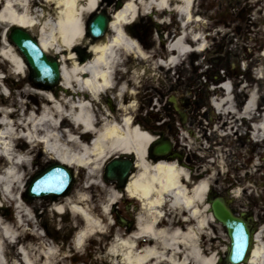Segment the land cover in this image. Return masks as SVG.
I'll return each mask as SVG.
<instances>
[{"label":"rangeland","instance_id":"374dc122","mask_svg":"<svg viewBox=\"0 0 264 264\" xmlns=\"http://www.w3.org/2000/svg\"><path fill=\"white\" fill-rule=\"evenodd\" d=\"M99 2L98 11L106 12L109 7L120 10L125 0ZM137 11V21L127 23L123 29L137 41L146 55L143 57H149L146 66L157 77L144 80L140 90L144 98L135 101L138 111L134 116L142 119L155 138L171 140L176 158L168 161H176L192 182H206L209 196L224 198L236 215L246 217L257 247L263 250L254 264H264V0H196L183 40L191 51L178 56L179 62L172 68L166 62L176 57L169 51L178 36L175 17L164 14L163 22L162 11L151 9L150 16L140 4ZM9 27L0 20V117L5 116L7 127L21 135L26 132L28 112H42L44 91L55 92L57 88L33 81L23 56L9 40ZM79 51L89 57L85 49ZM62 55L64 52L55 58ZM120 55L124 57L122 51ZM8 56L20 58L18 68ZM206 98L208 107L198 108L205 105ZM227 110L230 114L225 113ZM13 142L12 157L16 153L28 160L24 171L19 168L23 174L21 186L27 189L36 174L57 162L41 160V144L32 149L22 141ZM116 155H106L89 168L70 166L72 186L59 198L31 199L26 191L15 193L22 212L18 213L12 203L4 212L11 217L18 235L14 245L0 240L6 264L14 259L21 263V254L16 252L19 247L33 264H118L110 260L111 250L129 241L130 235L121 227L123 223L115 222L116 212L126 220L127 213H133L131 206L138 209L135 217L140 209L128 196H122L114 183L103 180L104 166ZM6 164L1 158L0 167ZM180 182L186 186L183 180ZM59 205H63L61 212L56 210ZM199 210L197 221L204 220L206 228L189 219L184 209L165 203L160 209L163 227L167 233L194 228L199 233L200 252H217L218 263L226 264L225 229L210 220L207 210ZM28 211L30 214L25 216Z\"/></svg>","mask_w":264,"mask_h":264},{"label":"bare ground","instance_id":"6f19581e","mask_svg":"<svg viewBox=\"0 0 264 264\" xmlns=\"http://www.w3.org/2000/svg\"><path fill=\"white\" fill-rule=\"evenodd\" d=\"M138 4L147 13L151 9L162 11L163 22L166 20L164 14L175 17L178 36L172 40L169 51L176 57L166 62L172 68L179 62L178 56L191 51L183 40L185 29L193 18L194 0H125L120 10L107 9L111 22L106 34L95 41L84 35V27L100 9L99 0H0L3 23L35 37L47 56L55 57L64 52L58 60L61 67L57 89L44 91L46 100L39 115L33 110L28 112L26 132L16 134L12 127H7L5 116L0 117V161L1 155L8 158L13 153V141H22L32 149L41 144V160H52L68 167L89 168L109 154L133 155L138 172L124 191L142 206L135 232L129 236V241L120 242L111 250L110 260L118 264H162L161 260L172 264H218L217 252L207 255L200 252L199 233L194 228L167 233L163 227L164 214L160 209L167 203L172 208L184 209L189 219L197 222L200 228H206L207 223L197 219L199 208L203 211L207 208L204 199L208 187L204 181L192 182L176 161L147 158L146 149L155 137L142 119L134 116L138 111L135 101L138 97L144 98L145 93L140 91L144 80L157 75L146 66L149 57H143L146 55L137 41L123 29L127 23L137 21ZM79 48L89 55L82 63L79 60L83 54ZM73 53L78 56L74 57ZM8 58L14 68L19 67L18 56ZM14 74L17 77L19 70H14ZM14 155H11L7 170L2 171L0 167V240H9L13 245L18 235L11 225V217L4 212L9 208L8 203L14 204L18 213L22 212L15 193L26 191V186H21L23 174L19 168L24 171L28 161ZM62 209L63 205L56 208L58 212ZM29 214L30 211L24 215ZM2 252L0 244V264H6L8 260ZM16 252L21 254V263L14 259L10 264H33L22 247ZM262 254L254 236L248 264H254Z\"/></svg>","mask_w":264,"mask_h":264},{"label":"water","instance_id":"95a60500","mask_svg":"<svg viewBox=\"0 0 264 264\" xmlns=\"http://www.w3.org/2000/svg\"><path fill=\"white\" fill-rule=\"evenodd\" d=\"M108 24L109 19L104 13L96 14L88 24L87 35L92 39L103 37ZM9 39L24 57L35 82L45 84L49 88L58 84L60 78L58 61L48 57L32 36L20 28L14 27L10 30ZM170 151L171 145L167 141H159L153 149L156 156H165ZM130 166L131 163L128 161L113 160L106 167L105 178L116 179L115 172L119 171V182L124 186ZM71 180V174L64 166L52 164L32 179L27 194L31 198L62 196L67 193ZM208 202V211L214 220L225 228L229 239L226 262L228 264L245 263L252 233L248 223L243 217L233 214L223 198L215 197Z\"/></svg>","mask_w":264,"mask_h":264},{"label":"flooded vegetation","instance_id":"af4514ba","mask_svg":"<svg viewBox=\"0 0 264 264\" xmlns=\"http://www.w3.org/2000/svg\"><path fill=\"white\" fill-rule=\"evenodd\" d=\"M195 3H196V0H195ZM236 3H237V1H236ZM148 15H150L149 14V12H148ZM151 16V15H150ZM153 20H155L156 18H153V17H151ZM155 24H156V22H154ZM130 175L131 176H133L134 175V170L130 173ZM133 199V198H132ZM135 201H137L136 199H134ZM134 200H133V204L135 203L134 202ZM136 205V204H135ZM133 209V210H132ZM128 210H129V208H128ZM138 209H137V207H132L131 206V212H133L132 214H129V213H127V218H126V224H125V228H126V230H127V232H128V234L129 235H132L134 232H135V230H136V228H137V221H136V218H137V215H136V217H135V214H136V211H137ZM119 217H120V215H119V213L117 214V219L116 220H118L119 222H121V220H119Z\"/></svg>","mask_w":264,"mask_h":264}]
</instances>
